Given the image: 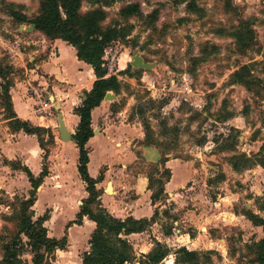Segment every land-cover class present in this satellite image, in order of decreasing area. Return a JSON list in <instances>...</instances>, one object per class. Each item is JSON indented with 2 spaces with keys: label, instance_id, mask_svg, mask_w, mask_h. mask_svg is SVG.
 <instances>
[{
  "label": "rangeland",
  "instance_id": "rangeland-1",
  "mask_svg": "<svg viewBox=\"0 0 264 264\" xmlns=\"http://www.w3.org/2000/svg\"><path fill=\"white\" fill-rule=\"evenodd\" d=\"M39 1L0 0V67L8 68L4 70V81L0 78V139L13 132L1 87L5 81L11 86L14 79H24L27 70L30 74L35 63L32 58L41 55L33 52L43 37L46 39L34 28L26 29L31 25L14 22L9 14L25 13L31 20L39 13ZM188 2L125 0L103 8V28H125L124 38L104 50L107 71L117 75L120 84L116 93L111 92L116 98L106 101L112 112L109 118L146 127L152 147L193 172L186 188L179 190L177 206L179 212L188 211L194 225L180 213L174 226L175 240L167 245L160 243L173 261V253L187 244L193 251L211 252L208 264H260L264 258V232L246 214L250 211L264 220V211L258 210L264 200V167L251 163L264 139V0H195L193 10L186 8ZM131 3L140 5L141 15L124 20L119 10ZM93 8L83 1L80 13ZM238 27L246 36V49L238 48L231 35ZM134 55L151 69L131 67ZM242 66H247L246 79L253 82L249 89L232 83L231 75ZM119 68L122 71L117 72ZM31 88L39 90L49 107L36 112L37 98L30 94L34 114H53L55 98L45 94L42 86L30 87L28 93ZM118 113L121 116L116 118ZM41 138L48 153L55 148L46 134ZM232 156H246L250 162L236 172L229 164ZM3 165L11 167L0 155V167ZM129 171L131 175L142 173L157 181L153 191L164 180L158 164H147L140 158ZM109 189L108 186L106 191ZM27 197L23 193L9 197L0 192V264L3 246L17 230L16 198ZM163 204L175 208L163 198L154 205L158 208ZM49 214L50 209L39 206L32 212V219H48ZM166 220L169 224L170 219ZM46 229L53 236L59 226L57 222L56 226L49 223ZM160 230L157 226L147 229L152 240ZM184 235L188 237L185 241L180 237ZM26 251L24 248V260L29 258ZM168 256L164 258L167 262ZM140 262L143 258L135 256L128 264Z\"/></svg>",
  "mask_w": 264,
  "mask_h": 264
},
{
  "label": "crops",
  "instance_id": "crops-1",
  "mask_svg": "<svg viewBox=\"0 0 264 264\" xmlns=\"http://www.w3.org/2000/svg\"><path fill=\"white\" fill-rule=\"evenodd\" d=\"M4 1L26 3L27 0ZM40 43L33 54L41 55L32 58L35 63L33 69H29L30 74L26 69L25 78L14 79L9 87L11 107L18 119L50 129L54 138L55 148L48 153L45 160L48 174L37 188L32 207V211L37 210L39 206L50 209V216L43 226L46 228L49 223L56 226L57 222L59 231L53 236H49L47 231L49 238L55 240L66 238L65 249L55 250L50 264H81V257L88 251V241L95 224L87 217H82L79 225L73 224L82 201L87 198L85 184L77 172L78 150L72 138L79 122L74 109L80 106L83 93L91 90L96 78L91 66L78 60L75 49L66 42L59 39L47 41L43 37ZM119 71L122 69L119 68L117 72ZM33 86H42L45 94L55 98L53 114L49 116L34 114V99L28 93L29 88ZM110 115H112L110 103L104 100L91 111L93 136L85 144L88 151L87 173L92 179H97L102 173V180L95 187L99 191L101 207L114 218L150 220L157 210L154 223L148 228L157 226L161 229L157 237L152 236L154 240L150 238L147 230L125 236L135 256L141 257L152 250L155 242L167 245L175 240L174 226L178 224V218L182 213L177 206L179 190L186 188V184L193 178V172L186 170L185 164L179 163L176 159L166 158L164 167L169 170L170 178L163 186V202H172L175 208H166L164 204L158 208L152 205L151 192L147 189V175L142 173L131 175L129 167L139 158L147 164L157 165L161 154L154 147L143 144L142 128L112 121ZM119 116L120 113L115 117ZM59 118L70 136L68 141L61 140ZM3 139H0L1 157L9 163H18L19 166L27 168L32 176L37 178L42 171L45 152L39 147L36 137L17 131L5 134ZM108 186L110 191H106ZM30 190L26 174L21 169H14L9 165L0 167L2 194L10 197L23 193L28 196ZM188 214V211L182 213L184 215L182 218L194 225ZM167 216L170 219L169 224L166 222ZM163 228L166 232L169 231V234L163 232ZM180 237L183 241L185 238L188 239L186 236ZM181 247L193 251L187 244ZM29 259H26L28 264Z\"/></svg>",
  "mask_w": 264,
  "mask_h": 264
},
{
  "label": "trees",
  "instance_id": "trees-1",
  "mask_svg": "<svg viewBox=\"0 0 264 264\" xmlns=\"http://www.w3.org/2000/svg\"><path fill=\"white\" fill-rule=\"evenodd\" d=\"M83 1L88 2L93 8L85 14L80 13V7ZM125 0H40L39 13L33 19L28 20L24 14L17 11H11L10 17L18 24L33 25L34 30L42 33L46 39H59L72 46L76 51L78 60L91 66L95 75V81L92 88L88 92L83 93V100L74 114L78 116L79 122L72 138L75 141V147L78 150L77 172L81 181L85 184L87 198L82 201L79 212L73 224L79 225L82 217L95 224L88 241V251L83 253L81 264H128L135 259V254L130 243L125 236L130 234H138L146 231L157 216V210L150 220H134L126 218L119 220L111 216L99 201V191L95 185L102 180V173L97 179H92L87 173L88 151L85 148L87 141L93 136L91 129V111L98 107L103 101L107 92L116 93L120 84L114 75H109L105 62L103 60L104 50L113 42L124 38L123 27L109 26L102 27V23L106 19V13L103 8L111 7L116 3ZM187 9L195 8V0H189ZM141 15L140 5L131 3L122 6L119 10V16L126 20L131 17ZM246 24V23H244ZM235 44L240 49H246V36L239 27L231 34ZM4 70L8 68L0 67V78L4 81ZM248 75L247 66H242L235 71L232 77V83L251 88L253 82L246 79ZM10 84L5 81L1 90L5 97V107L9 114L8 123L13 128V132L22 131L26 135H33L37 139L39 147L44 150V161L48 155V151L43 142L41 135L46 134L48 142L54 143V138L50 129L34 126L28 121H22L16 117L12 111L9 96ZM264 129V125L262 126ZM146 146H152L149 140V133L146 127H143ZM155 148H157L155 146ZM166 157L161 154L159 166L163 172L160 176H164V180L160 183L156 191H153V185L157 181H153L147 175V189L151 192V204L154 205L157 200L163 198L164 184L170 178V172L164 167ZM250 159L246 156H232L229 164L233 171L238 172L241 167H245ZM252 164H258L264 167V139L259 152L254 156ZM14 169H21L26 174L31 190L27 198H16L17 209L15 218L17 219V230L9 242L3 246V255L1 264H28V261L22 258L24 248L29 256L30 264H46V261L52 257L55 250H63L66 246V238L59 240L51 239L47 236V230L43 226L47 220L45 216L32 219V207L35 203V195L37 188L47 176L48 171L44 162L42 171L37 178H34L27 168L19 166L18 163H11ZM261 200L257 199V202ZM258 210L264 211V200ZM166 216V214H165ZM247 219L254 226H260L264 232V220L247 211ZM168 218V216H167ZM169 234L168 232H165ZM22 237L25 239L23 241ZM192 238V236H190ZM169 254L166 247L160 243H155L154 248L146 255L141 256L143 262L140 264H165L163 259ZM174 264H208L211 252L190 251L184 247L178 248L174 253ZM262 258L260 264H263Z\"/></svg>",
  "mask_w": 264,
  "mask_h": 264
},
{
  "label": "water",
  "instance_id": "water-1",
  "mask_svg": "<svg viewBox=\"0 0 264 264\" xmlns=\"http://www.w3.org/2000/svg\"><path fill=\"white\" fill-rule=\"evenodd\" d=\"M33 28H34V26L31 25L30 27H28L26 29H33ZM130 66L133 67V68H136V69H146V70L151 69V66L149 64L143 63V60L138 55H134L132 57V61L130 62ZM103 100L104 101L114 100V96L110 92H107L105 94ZM58 123H59V133L62 136L61 140L62 141H68L69 138H70V136L65 131L64 126H63V123H62V121H61L60 118L58 119ZM263 264H264V262H263Z\"/></svg>",
  "mask_w": 264,
  "mask_h": 264
},
{
  "label": "built area",
  "instance_id": "built-area-1",
  "mask_svg": "<svg viewBox=\"0 0 264 264\" xmlns=\"http://www.w3.org/2000/svg\"><path fill=\"white\" fill-rule=\"evenodd\" d=\"M30 94L32 96H35V98H37V105L39 107L37 108L36 112L41 113V112L45 111L46 109H49V107L43 101L42 96L40 95L39 90L37 88H31L30 89ZM168 259H170L168 262L166 261V259H163V263H165V264H174V261L171 258V256H168Z\"/></svg>",
  "mask_w": 264,
  "mask_h": 264
}]
</instances>
